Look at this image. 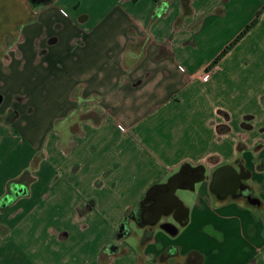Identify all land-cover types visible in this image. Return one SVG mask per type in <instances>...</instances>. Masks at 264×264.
I'll return each instance as SVG.
<instances>
[{"label":"crops","instance_id":"0c3cea01","mask_svg":"<svg viewBox=\"0 0 264 264\" xmlns=\"http://www.w3.org/2000/svg\"><path fill=\"white\" fill-rule=\"evenodd\" d=\"M182 2L0 0V198L56 121L63 126L53 134L55 161L79 148L91 154L108 149L113 159H96L90 173H84L80 158L70 162L72 175L81 169L70 200L71 228L78 234L99 228L101 236L79 238L73 246L70 229L49 227L53 238L44 244L53 243L49 264H77L75 253L83 256L81 264H264L260 55L253 56L252 68L261 66V73L242 81L252 86L251 95L245 98L230 88L231 100L241 96L240 113L206 94L223 73L219 65L239 45L213 67L209 64L264 0H188L186 14ZM258 23L250 32H264V11ZM260 45L264 48V38ZM237 64L220 78L240 82V73L233 71ZM8 114H14L10 121ZM46 160L44 154L31 170L27 194L15 195L0 209L2 224L20 227L36 208ZM226 164L244 177L246 187L219 199L209 184L214 170ZM184 165L204 168V178L193 188L180 189L190 193L191 205L182 201L188 209L185 223L180 226L166 216L139 227L131 220L126 235L115 239L123 214L141 209L145 192L162 188ZM94 190L107 199L99 202L92 197ZM113 242L117 249L106 252ZM9 246L8 240L0 244V264H23L15 245Z\"/></svg>","mask_w":264,"mask_h":264},{"label":"rangeland","instance_id":"374dc122","mask_svg":"<svg viewBox=\"0 0 264 264\" xmlns=\"http://www.w3.org/2000/svg\"><path fill=\"white\" fill-rule=\"evenodd\" d=\"M256 13L253 15L251 20L254 19ZM261 14L258 17L257 23L260 21ZM251 20L246 22L243 28ZM255 25L253 27H255ZM252 28L248 32H246V34L243 35V37L233 46L235 47L239 45L238 48L234 50L231 57H229L225 62H223V64L219 65L220 67L223 68V73L221 74V76H224V74H226V72L229 70L228 68L230 66L238 63L237 64L238 67L234 69L233 71L235 72L238 71L240 73V77L238 78L240 82L239 81L233 82L230 80L225 81L224 80L225 77L224 79L222 77L223 79L222 80L220 76L218 79H216L215 85H211L210 88H208L206 92V94H208L210 98L215 100L218 104L228 105L229 107H231L232 111H236V112L238 111V106H241V101H240L241 96L236 95L235 100H231L230 99V88H232V91L234 92V94H236L237 90L239 89V92L241 94H244L245 98H248L247 94L251 95L252 86H250L248 89V86H245L244 84H242V81L243 79L246 80L247 78L251 79L252 74L254 72L260 71L261 73V69H262L261 66L252 68L253 56L257 57L258 55H260L259 61L264 63V48H262V46L260 45L261 39L264 38V32H258V29H255L253 32H250ZM238 33L236 34V36L238 35ZM236 36H234V38ZM230 42L231 41H229L228 44ZM228 44H225V46ZM208 47L213 48L214 44H212L210 41L208 43ZM219 61L217 63H219ZM246 61H248L249 62L248 64H250L251 68L249 70L245 69L246 68L245 66L247 65ZM263 70H264V65H263ZM243 76H246V78H244ZM263 76H264V71H263ZM238 113H240V111H238ZM62 126H63V122L61 120L56 121L54 124H52L50 130L47 131L46 134L44 135V139H43L40 150L39 148L37 151L35 150V153H34V156L32 157L31 162L24 163V164L21 162V167H24L21 170V175L26 171L28 173V176L29 175L31 176V170L34 169L37 160L42 159V157H44V154H47L48 156V160H46V162L44 163L46 165V168H44L43 170L44 180L42 179V181L36 187L38 191L36 192V195L34 196L36 197L35 199L36 208L31 213L27 214L26 218H23L22 220H20L19 222L21 223L20 227L14 228L12 226V223H9L10 225L7 223L2 224L0 221V225L4 226V229L0 228V244L8 240L10 242V246L15 245V251L24 258L22 259L23 264H49L50 263V258H49L50 246L53 243H50L49 246L44 245L46 241H50V239L53 238L50 235V231L48 229L49 227L51 228L65 227L66 229H70L72 233L71 241H72L73 246L77 244L76 241L79 238L80 239L90 238V237H93L95 233H99V235L101 236V230L99 231V228L96 230H89V234L88 232L83 233V234H78L77 229L71 228L72 227L71 223L74 220L73 218L72 220L70 219V214L72 213L70 209V200H71V197L75 196L76 191H77L75 184L77 185L80 184L78 180L80 176L79 172L81 169L77 173L73 172V175H75L73 176L70 173L68 166L73 159L78 157L85 164V169H83L84 173H87V172L90 173L91 163H93L96 159L100 160L102 157H104L103 160L105 162L106 161L111 162L113 160L112 154L108 153V149L104 150L103 152L100 151V152H96L95 154H91L92 152L86 153L85 151H81L79 148V149L74 150L71 153H67V154L63 153L62 155H58V160L55 161L54 156H53V152L55 151L52 148L53 138H54L53 134L57 130L60 131L59 128L61 129ZM41 152L43 154H41ZM29 153L30 152L27 151L26 161H27V157ZM31 181L33 180L30 179L27 182V185H29ZM103 181L109 182L108 180H103ZM103 181L100 180L99 183H102ZM182 192H184L183 193L184 199L180 197L179 198L182 201H187L188 202L187 205L188 204L191 205L190 199L187 198V196H190V193L184 190H180V189L177 190V194H182ZM92 193H94L92 197L99 200V202H103V200L107 199L105 197H108L106 196V194L103 196V192H99L98 190H94ZM145 197H146V192L141 200H143ZM125 216L126 214L124 213L123 217L121 218L119 223L116 225L114 233H113L114 238H115L116 231L118 230L120 225H122V222ZM4 221L12 222L8 218H6ZM109 245L110 244L108 243L105 246L106 252L108 251L107 249ZM73 258L75 259V262L77 264H81L83 256H79L78 254L75 253Z\"/></svg>","mask_w":264,"mask_h":264},{"label":"water","instance_id":"95a60500","mask_svg":"<svg viewBox=\"0 0 264 264\" xmlns=\"http://www.w3.org/2000/svg\"><path fill=\"white\" fill-rule=\"evenodd\" d=\"M34 1V0H33ZM197 170V176L191 177L189 173ZM231 172L232 177L228 174ZM231 178L230 179H228ZM204 178V168L202 166H182L178 172L172 174L167 181L163 184V188L146 195L145 200H150V211L145 212L141 217V221L137 222L136 225L139 227L153 226L157 224L163 216H171L178 225H183L187 219V207L183 204L182 200L176 195L177 189H189L193 188L194 184ZM244 177L239 174L232 165H222L216 168L212 174L211 181L209 184V190L215 194L219 199H224L229 191L233 193L239 188L246 187L242 182ZM232 185V188H228ZM25 192L23 185H15L14 195ZM247 199L250 204H255L257 200L247 195ZM142 204V203H141ZM135 210H133L128 217L133 221ZM123 225L122 228H125Z\"/></svg>","mask_w":264,"mask_h":264},{"label":"trees","instance_id":"16d2710c","mask_svg":"<svg viewBox=\"0 0 264 264\" xmlns=\"http://www.w3.org/2000/svg\"><path fill=\"white\" fill-rule=\"evenodd\" d=\"M136 1V0H133ZM182 9H183V13L186 14L189 10V3L188 0H183L182 2ZM264 10V5L258 10V12L256 13L254 19H252L239 33L238 35L228 44L226 45L223 50L218 54V56L209 64V68L213 67L242 37L243 35L246 34V32H248L258 21V17L259 15L263 12ZM14 114H8L6 117L7 121H10L13 118ZM219 131H222V129L219 127ZM33 179L30 175L28 176V173L25 171L22 175H20L17 179L14 180H9L7 182V191L6 193L0 198V209L7 207L9 204L12 203V201L15 199V195L13 192V189L15 187L16 184L19 185H23L25 187V192L21 193V195H25L27 194L28 190H27V182ZM152 188H150L151 190ZM154 189V188H153ZM145 198L141 201L144 202ZM140 205V204H138ZM128 214V213H127ZM126 214V216H127ZM126 216L122 222V225H120V227L118 228V230L116 231L115 234V239H118L124 235H126V233L129 231V227L128 224L126 223ZM123 225H126L125 228H122ZM163 226H165L168 229H172V230H176V228H174L172 225L168 224V223H163ZM0 228L4 229V226L0 225ZM147 235L143 236V239H146ZM113 249H117V247L115 246L114 242L111 243L108 247V251L111 252Z\"/></svg>","mask_w":264,"mask_h":264},{"label":"flooded vegetation","instance_id":"af4514ba","mask_svg":"<svg viewBox=\"0 0 264 264\" xmlns=\"http://www.w3.org/2000/svg\"><path fill=\"white\" fill-rule=\"evenodd\" d=\"M189 176H191V177L197 176V170H194V171L190 172L189 173ZM162 188H163V186H162ZM162 188H156L151 193H154V192H156V191H158V190H160ZM151 203L152 202H149V201H146L145 200V202H143V207L141 209H140V207H138L137 210H135V213H134L135 220L133 221L134 224H136L137 222H140L141 221V217H142V214H143V210H146L145 212L150 211V205H151ZM129 214H127V216H126V223L127 224L129 222L131 223V220H132L130 217H128ZM163 218H167V217L166 216H163L161 219H163ZM143 227H146V226H143ZM147 227H149V226H147Z\"/></svg>","mask_w":264,"mask_h":264},{"label":"built area","instance_id":"2783aa9c","mask_svg":"<svg viewBox=\"0 0 264 264\" xmlns=\"http://www.w3.org/2000/svg\"><path fill=\"white\" fill-rule=\"evenodd\" d=\"M203 77H204L205 79H208V78H209V73H208V72H205V73L203 74Z\"/></svg>","mask_w":264,"mask_h":264}]
</instances>
